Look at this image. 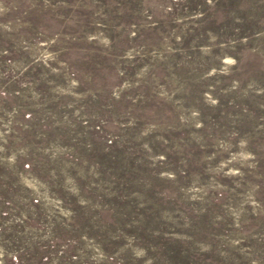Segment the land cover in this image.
Listing matches in <instances>:
<instances>
[{
	"label": "rangeland",
	"instance_id": "rangeland-1",
	"mask_svg": "<svg viewBox=\"0 0 264 264\" xmlns=\"http://www.w3.org/2000/svg\"><path fill=\"white\" fill-rule=\"evenodd\" d=\"M0 264H264V0H0Z\"/></svg>",
	"mask_w": 264,
	"mask_h": 264
}]
</instances>
